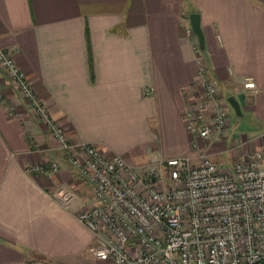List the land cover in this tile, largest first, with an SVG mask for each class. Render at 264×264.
<instances>
[{"label": "crops", "instance_id": "1", "mask_svg": "<svg viewBox=\"0 0 264 264\" xmlns=\"http://www.w3.org/2000/svg\"><path fill=\"white\" fill-rule=\"evenodd\" d=\"M191 13L204 75L243 120L222 141H197V151L231 168L232 139L247 141L243 152L264 148V0H0V50L69 142L138 166L150 154L197 153L182 122L198 96ZM247 79L253 89L243 88ZM61 157L0 70V264H108L91 256L92 235L77 220L91 187L66 162L52 175L28 171ZM57 189L73 195L67 208Z\"/></svg>", "mask_w": 264, "mask_h": 264}, {"label": "built area", "instance_id": "2", "mask_svg": "<svg viewBox=\"0 0 264 264\" xmlns=\"http://www.w3.org/2000/svg\"><path fill=\"white\" fill-rule=\"evenodd\" d=\"M185 35L198 51L189 28ZM198 60V96L182 115L197 153L169 159L150 154L146 163L133 166L122 156L101 154L95 145L69 142L0 50V70L62 154L28 171L52 175L66 162L91 187L92 203L77 213V220L92 235L93 258L108 264H264V148L243 152L247 141L232 139L230 169L216 167L197 151V141L224 140L230 123V107ZM243 88L254 84L247 79ZM54 196L63 208L73 199L63 189Z\"/></svg>", "mask_w": 264, "mask_h": 264}, {"label": "water", "instance_id": "3", "mask_svg": "<svg viewBox=\"0 0 264 264\" xmlns=\"http://www.w3.org/2000/svg\"><path fill=\"white\" fill-rule=\"evenodd\" d=\"M188 23H189V28L192 31V34L195 37L196 44H197V49L198 51H203L204 50V39L203 35L200 29V23H199V15L196 13H191L188 15ZM226 102L228 106L231 108L235 116H240V110L237 102L233 97H228L226 98Z\"/></svg>", "mask_w": 264, "mask_h": 264}, {"label": "rangeland", "instance_id": "4", "mask_svg": "<svg viewBox=\"0 0 264 264\" xmlns=\"http://www.w3.org/2000/svg\"><path fill=\"white\" fill-rule=\"evenodd\" d=\"M228 113H229V117H230V123H229V126L231 129H236V132L238 133L239 130H241V127L239 128V126H237V124L239 125V123H241L243 120L242 119H239V118H236L233 111L231 110V108H229L228 110ZM237 126V127H236ZM221 160L223 163L219 162L218 163H215V166L220 168V169H229V165H228V162L226 160V157H221Z\"/></svg>", "mask_w": 264, "mask_h": 264}, {"label": "trees", "instance_id": "5", "mask_svg": "<svg viewBox=\"0 0 264 264\" xmlns=\"http://www.w3.org/2000/svg\"><path fill=\"white\" fill-rule=\"evenodd\" d=\"M197 57H198V59H200L201 66L204 69V64H205V59H206V55H205L204 50L203 51H197Z\"/></svg>", "mask_w": 264, "mask_h": 264}]
</instances>
